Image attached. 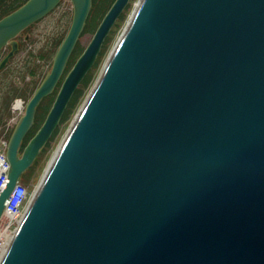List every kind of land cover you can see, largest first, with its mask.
<instances>
[{
    "label": "water",
    "instance_id": "water-1",
    "mask_svg": "<svg viewBox=\"0 0 264 264\" xmlns=\"http://www.w3.org/2000/svg\"><path fill=\"white\" fill-rule=\"evenodd\" d=\"M60 1L0 19V51ZM70 1L8 141L0 220L130 2L111 5L19 156L91 9ZM37 188L0 264H264V0H139Z\"/></svg>",
    "mask_w": 264,
    "mask_h": 264
},
{
    "label": "rangeland",
    "instance_id": "rangeland-1",
    "mask_svg": "<svg viewBox=\"0 0 264 264\" xmlns=\"http://www.w3.org/2000/svg\"><path fill=\"white\" fill-rule=\"evenodd\" d=\"M138 1L139 0H130L127 8L122 13L121 18H118V20L115 22L114 27L111 29L108 36L109 43L105 48V52L101 58L98 68L94 70V78L92 75L91 84L84 91V96L72 113L68 125L62 127L59 130L58 136L55 138V141L49 146V148H47V150L43 154L42 159L40 160L38 167L34 172L32 183L30 185L24 182L22 183L28 192L27 204L32 197V192L39 186L44 172L46 171L61 141L64 139L66 131L69 129L70 124L73 122L76 113L97 82L105 62L107 61L110 53L112 52L120 36L122 35L126 27V23L128 22ZM71 10V2L69 0H63L50 15H48L40 23L31 28L28 32H25L20 38L21 51L9 64V67L3 72H0V133H2L5 129L13 130V127L18 121L16 119L18 116L13 112V108L15 106V101L19 100L20 93H23L24 88L27 86L25 83V78H28L27 73L31 71L33 77L35 74L36 76L34 77V80L35 83L37 82L38 84L42 76L45 75L51 67L52 58H48L46 60L43 59L45 61H42L40 54H43V50L46 44L53 45L54 49V42L58 38H62L65 35V32L70 26V15L68 14ZM91 39L92 34L88 33L80 39V43L84 48H86ZM34 80L32 79L31 83L34 84ZM15 84L19 86L18 88L20 89V92H18ZM25 89L27 90V87ZM20 100L25 101L24 99ZM19 181L22 182L21 179H19Z\"/></svg>",
    "mask_w": 264,
    "mask_h": 264
},
{
    "label": "trees",
    "instance_id": "trees-1",
    "mask_svg": "<svg viewBox=\"0 0 264 264\" xmlns=\"http://www.w3.org/2000/svg\"><path fill=\"white\" fill-rule=\"evenodd\" d=\"M28 0H0V19L4 18L5 16L9 15L10 13H12L13 11L17 10L18 8H20L23 4H25ZM115 0H92V6L93 9L91 11V14L89 16V18L86 20L85 25H84V29L83 32L71 54L70 60L68 62V68H70L72 66V64L75 62V60L82 54V52L84 51V47L81 45L80 43V39L90 33V34H94L98 25L100 24L102 18L104 17L105 13L108 11V9L110 8V6L112 5V3ZM59 42V41H58ZM57 42V43H58ZM55 43V45L57 44ZM60 43V42H59ZM58 43V44H59ZM109 43V37L106 38V40L103 43V46L101 48V51L97 57V60L94 64V67L92 69V71L87 75V77L84 79V81L82 82V87L83 89L79 90L77 92V95H75V97H73L72 101H70V103L68 104L66 111L64 113V115L62 116L59 126L58 128L54 131V133L52 134L50 140L46 143L45 147L41 150L40 154L38 155V157L36 158L34 164L31 166V168L29 169V171L34 175V172L36 171L38 164L40 162V160L42 159L43 154L45 153V151L47 150V148H49V146L55 141V138L58 136L59 130L68 125L69 119L72 115V113L74 112V110L76 109L77 105L79 104L80 100L83 98L84 96V91L86 90V88L91 84L92 81V75L94 78V70H96L98 68V65L101 61V58L105 52V48L107 46V44ZM58 46V45H57ZM50 102L51 101H43V103L39 106L38 109V114L34 120V124L30 130V132L27 134L24 143H26L35 133V131L39 128L43 118H44V114H46V112L48 111L49 107H50ZM11 131L9 133V137L11 135Z\"/></svg>",
    "mask_w": 264,
    "mask_h": 264
},
{
    "label": "flooded vegetation",
    "instance_id": "flooded-vegetation-1",
    "mask_svg": "<svg viewBox=\"0 0 264 264\" xmlns=\"http://www.w3.org/2000/svg\"><path fill=\"white\" fill-rule=\"evenodd\" d=\"M61 1H63V0H61ZM61 1H60V3H61ZM70 1V0H69ZM71 2V1H70ZM59 3V4H60ZM72 4V3H71ZM58 7V6H57ZM56 7V8H57ZM92 9H93V6H92V0H91V9H90V12H89V14H88V17H87V19L89 18V16H90V14H91V11H92ZM55 10V9H54ZM53 10V11H54ZM52 11V12H53ZM51 12V13H52ZM50 13V14H51ZM49 14V15H50ZM106 14V13H105ZM68 15H70V18H69V21H70V25H71V22H72V17H73V5H72V10L70 11V13L68 14ZM121 16H122V14L120 15V17L119 18H121ZM47 17V16H46ZM45 19V18H44ZM86 19V20H87ZM42 20H40L39 22H36V23H34L33 25H31V26H29L28 28H26L24 31H22L14 40H12V41H10V42H8L7 43V45L5 46V47H3L2 49H1V51H0V72H3L4 70H6L8 67H9V64L13 61V59L17 56V54L21 51V41H20V38L22 37V35L25 33V32H28L31 28H33L35 25H37L38 23H40ZM69 28H70V26H69ZM69 28H68V30H69ZM84 29V28H83ZM68 30L65 32V35L62 37V38H58L55 42H54V49H53V45H50V44H46L45 45V48H44V50H43V54L41 55L40 54V56H41V58H42V61H45L46 59H48V58H52V60H51V67H52V61H53V56L55 55V53H56V50H57V48H58V46L61 44V42L63 41V39H64V37L66 36V34L68 33ZM83 32V31H82ZM25 40V39H24ZM16 42V44H17V49L13 52V55L11 56V57H9L8 59H7V61L5 62V64L1 67V65H2V63H3V61L5 60V58L8 56V54L12 51V45H11V42ZM60 43H59V42ZM59 44H58V43ZM55 43H57L56 45H55ZM58 45V46H57ZM71 57V56H70ZM43 59H45V60H43ZM69 60H70V58L68 59V62H69ZM76 61V60H75ZM68 62H67V64H66V67H65V70H64V72H63V74H62V76H61V78H60V80L58 81V83L56 84V86H55V88L53 89V91H52V93L49 95V96H47V97H45L44 99H42L41 100V102L39 103V105L37 106V108H36V112H35V117H34V120H35V118H36V116H37V114H38V109H39V106L43 103V101H46V100H48V101H51L50 102V107H49V109H48V111L46 112V114H44V118H43V120H42V122H41V124H40V126H39V128L42 126V124H43V122H44V120H45V118H46V116H47V114H48V112L50 111V109H51V107H52V104L54 103V101H55V98H56V96H57V94H58V92H59V90H60V87H61V84H62V82L64 81V79H65V77L67 76V74L69 73V71L71 70V68H72V66H73V64H72V66L70 67V68H68ZM51 67L49 68V70H48V72L47 73H49L50 72V70H51ZM93 69V68H92ZM92 69L86 74V76L84 77V79L87 77V75L92 71ZM47 73L45 74V75H43L42 76V78L39 80V82H38V84H37V82L35 83V80H34V77L36 76L35 74H34V77L32 76V72L31 71H29L28 73H27V75H28V78H25V83H26V87H27V90L24 88V92L23 93H20V96H19V100L20 99H24L25 101H22L23 102V105H24V109H23V111H22V114H23V112L25 111V105H26V103L29 101V99L32 97V95L34 94V91L38 88V86L41 84V82L44 80V78L46 77V75H47ZM34 80V84L33 83H31V80ZM84 79L82 80V82L84 81ZM82 82L78 85V87H77V89L75 90V92L73 93V95H72V97H71V99H70V101H72V99H73V97H75V95H77V92L79 91V90H81V89H83V87H82ZM15 87H17V89H18V92H20V89L18 88L19 86H17L16 84H15ZM22 88H23V86H22ZM10 93V92H9ZM8 93V94H9ZM26 98H27V100H26ZM70 101H69V103H70ZM68 103V104H69ZM68 106V105H67ZM67 108V107H66ZM17 108H16V106H14V108H13V112L15 113V110H16ZM65 113V112H64ZM17 115H18V117L20 116L21 117V113H16ZM19 117V118H20ZM33 124H34V122H33ZM15 127V126H14ZM14 127H13V129H14ZM32 128V127H31ZM39 128L35 131V133L33 134V136L36 134V132L39 130ZM57 129V128H56ZM31 130V129H30ZM30 130L28 131V133L30 132ZM7 130H4V132H6ZM9 131V130H8ZM27 133V134H28ZM27 134H26V136H27ZM26 136L24 137V139L22 140V142H21V146H20V149H19V156L21 155V153H22V151H23V149H24V147L27 145V143L29 142V140L33 137H31L26 143H24V140H25V138H26ZM35 162V161H34ZM34 162H33V164H34ZM32 164V165H33ZM31 165V166H32ZM31 167H29L22 175H21V180H22V182H24V183H26V184H28V185H30L31 183H32V180H33V174L29 171V169H30Z\"/></svg>",
    "mask_w": 264,
    "mask_h": 264
},
{
    "label": "built area",
    "instance_id": "built-area-1",
    "mask_svg": "<svg viewBox=\"0 0 264 264\" xmlns=\"http://www.w3.org/2000/svg\"><path fill=\"white\" fill-rule=\"evenodd\" d=\"M7 140L0 134V194L8 182L9 162L6 157ZM26 188L18 181L5 203V214L0 224V260L14 232L23 218V205L27 198ZM12 235V236H11Z\"/></svg>",
    "mask_w": 264,
    "mask_h": 264
},
{
    "label": "bare ground",
    "instance_id": "bare-ground-1",
    "mask_svg": "<svg viewBox=\"0 0 264 264\" xmlns=\"http://www.w3.org/2000/svg\"><path fill=\"white\" fill-rule=\"evenodd\" d=\"M106 40V39H105ZM103 46V45H102ZM18 106V105H17ZM54 133V132H53ZM52 136V135H51ZM51 138V137H50ZM50 140V139H49ZM37 189L38 188H36L35 190L37 191ZM32 198V197H31ZM31 198H30V200L28 201V204L30 203V201H31ZM27 199L28 198H26V201H25V204L23 205V213H24V215L26 214V212H27V209H28V205L26 206V204H27ZM23 215V216H24ZM12 236V235H11ZM6 243H8V245L10 244V242L9 241H7ZM5 251L6 250H4V252H3V255H4V253H5Z\"/></svg>",
    "mask_w": 264,
    "mask_h": 264
}]
</instances>
